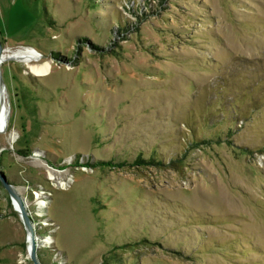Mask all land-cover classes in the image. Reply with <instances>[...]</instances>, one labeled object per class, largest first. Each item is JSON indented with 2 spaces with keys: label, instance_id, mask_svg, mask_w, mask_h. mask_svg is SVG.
Listing matches in <instances>:
<instances>
[{
  "label": "rangeland",
  "instance_id": "obj_1",
  "mask_svg": "<svg viewBox=\"0 0 264 264\" xmlns=\"http://www.w3.org/2000/svg\"><path fill=\"white\" fill-rule=\"evenodd\" d=\"M0 41L51 63H0L42 264H264V0H0ZM0 264H33L1 183Z\"/></svg>",
  "mask_w": 264,
  "mask_h": 264
},
{
  "label": "bare ground",
  "instance_id": "obj_2",
  "mask_svg": "<svg viewBox=\"0 0 264 264\" xmlns=\"http://www.w3.org/2000/svg\"><path fill=\"white\" fill-rule=\"evenodd\" d=\"M39 52L36 49L31 48H22L20 50H14V51H3L1 62H3L4 59L11 57V58H17L23 61H26V64H28L30 70L36 74V75H43L47 74L50 71L51 63L49 61H42V62H34L38 60ZM34 60V61H33ZM0 62V63H1ZM0 77L2 80H0V131L4 129L6 121L5 117L7 115V108L4 105V97H5V85L3 82V78ZM16 204V203H15Z\"/></svg>",
  "mask_w": 264,
  "mask_h": 264
},
{
  "label": "water",
  "instance_id": "obj_3",
  "mask_svg": "<svg viewBox=\"0 0 264 264\" xmlns=\"http://www.w3.org/2000/svg\"><path fill=\"white\" fill-rule=\"evenodd\" d=\"M2 50H3V46L0 41V62L2 57ZM0 80H2L1 77ZM0 183L6 188L12 201L14 202V204L16 203L15 206L20 213L22 222L24 224V227L28 235V251H29L30 259L32 260L33 264H42L37 256V241L34 235L32 220L31 217L29 216L22 195L19 193V191L15 188V186L12 183L8 182L5 179L1 170H0Z\"/></svg>",
  "mask_w": 264,
  "mask_h": 264
},
{
  "label": "trees",
  "instance_id": "obj_4",
  "mask_svg": "<svg viewBox=\"0 0 264 264\" xmlns=\"http://www.w3.org/2000/svg\"><path fill=\"white\" fill-rule=\"evenodd\" d=\"M136 163H138V164L140 163L141 164V163H151V162H150V160L144 161L143 159L138 158V159H136Z\"/></svg>",
  "mask_w": 264,
  "mask_h": 264
}]
</instances>
